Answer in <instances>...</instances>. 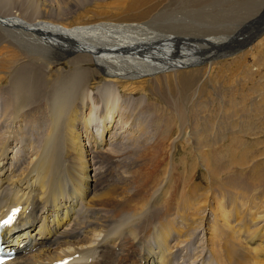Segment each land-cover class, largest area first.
Listing matches in <instances>:
<instances>
[{
	"label": "bare ground",
	"instance_id": "obj_1",
	"mask_svg": "<svg viewBox=\"0 0 264 264\" xmlns=\"http://www.w3.org/2000/svg\"><path fill=\"white\" fill-rule=\"evenodd\" d=\"M47 1L0 0V219L21 207L6 239L20 253L8 264H173L177 248L198 228L207 234L203 244L212 264H264V196L258 191L264 153L257 150L264 130L253 127L264 123L262 81L249 90L260 91L255 103L244 102L250 100L246 85L264 70V51L252 65L234 58L255 42L261 46L264 23L247 41L230 44L222 36L204 38L228 33L233 20L224 11L204 27H158L200 38L185 42L157 33L164 20L142 21V15L73 27L47 23ZM150 1L157 0H132L127 7ZM232 57L209 86L217 62ZM170 74L183 101L197 99L196 127L166 126L160 138L169 149L159 155L142 124L139 136L130 134L139 145L124 153L119 121L144 118L153 85L159 88L158 78L164 84ZM121 91L128 104L121 103ZM175 105V116L190 117L191 108ZM169 116L171 122L170 107ZM228 133L231 145L220 147ZM14 142L28 145V158L11 156ZM177 146L183 151L178 160ZM187 162L202 172L186 174Z\"/></svg>",
	"mask_w": 264,
	"mask_h": 264
},
{
	"label": "rangeland",
	"instance_id": "obj_2",
	"mask_svg": "<svg viewBox=\"0 0 264 264\" xmlns=\"http://www.w3.org/2000/svg\"><path fill=\"white\" fill-rule=\"evenodd\" d=\"M131 1L132 0H48L47 1L48 4H46L42 9L45 11V14L47 15V18L45 20L47 23L56 24L58 22L59 24H62L66 27L83 25L86 23H91L92 21L96 22V21H109V20H113V21L137 20L138 18H140L139 16L141 15L143 17V18L141 17L142 21L144 19L148 20L151 18H155L161 21L164 20L162 22H159V26L157 27L155 26L157 28V33L164 34L165 36H168V37H176L179 40L181 39L182 41H185V42L191 39L198 41V39L200 38L199 37L193 38V37L182 35V34L180 35L165 34L163 32H168V31H164L163 29H160V28L166 27V26H172V27L180 29L182 27H186L184 25H187L189 29L190 27H196L198 25H201L202 27H204V26L209 25L208 22L215 23L216 21H220L221 16L219 15V12L224 11L227 17L233 20V22L229 24L228 33H219V32L210 33V34L205 35L204 38L210 39V38H216V37L222 36L224 37V42L230 44V43H234L237 38H239L240 41H247L249 37L251 36L252 31L255 29L258 30L260 26L264 23V0H169V1L168 0H157V1H150L149 3L144 4L139 9L132 10V11L129 10L127 7ZM224 1H226L227 3L226 4L223 3ZM174 18L177 19L179 23L171 21V20L165 21V20L174 19ZM263 37L260 38V40H262L260 43L261 46L255 47L256 42L253 43L252 44L253 46L249 48V50L243 53H240L238 56L237 55L234 56V58L239 57L238 59H236V61L240 59L242 63L247 62L248 65H252L253 60H254L253 58L256 57L255 55L259 54L258 51L259 50L264 51V41H263L264 38ZM200 51H202V53L200 54L201 57L203 56V58H205L206 57L205 51L204 52L203 50H200ZM185 52H189V51L186 50ZM234 58L232 57V59L231 58L227 59V61H221L219 63L217 62V65H215L214 71L212 73L209 86L212 84L213 77L218 72H221V69H223L222 66H228L229 64L233 62L232 60ZM254 69L256 70L257 67H254ZM189 71H192V70H187L184 72H189ZM224 73L230 74V72H224ZM170 75L168 76L169 79H167L166 81L164 80L165 81L164 84H163L162 77L158 78V81L161 82L159 88L156 87L155 84L153 85L155 90L153 94L152 92L150 93L151 97L149 98V102L151 105L147 109V111L144 113V115L146 116V117L144 116L145 119L143 118V115L140 114L138 116V119L136 120L137 122H133L129 120L131 123L130 124L129 121L126 122L127 120L119 121L120 123H122L121 125L120 123H118L120 127L119 132L121 133V138H119L117 142L119 143L121 142V140L124 139L121 142L122 145L120 147V149L124 151V153L125 152L129 153L130 151H132V147L139 145L138 142L135 143L136 142L134 141L135 138L132 139V137L134 135H137V136L140 135V133H138L139 131L136 132V130L139 129V127L142 124L146 123L145 125L147 126V132H149V135H151L150 140L155 144L157 148V153L159 155H164L166 153V150L169 149L168 145L165 144L160 138L161 133L164 131L166 126H170L172 130H175L178 127H183V126L192 127V128L196 127L197 113H196V109L194 108V105L197 99L195 100L194 97L191 96L189 99L183 101V96H182L183 90L180 87L179 88L174 87L176 86V81L175 79H172V75L171 76ZM262 77H264V70L260 75L256 76V80H254L253 85L252 83L246 85L247 87L245 89L246 90L245 93L249 96L248 98H250V100L248 99L247 101H244V102L248 107H250L252 103H255L252 101H256L258 95L260 94V91L258 93V91L256 90L255 92L257 93L253 92V95H252V93L249 92V90L252 89L253 86H256L257 83H259L260 81L263 82L262 85L264 86V78ZM157 90L162 91L159 96H156ZM103 92L105 94V92H109V91L104 90ZM133 96L135 99L140 97V95H133ZM120 97L123 100L121 102L123 105L129 103V101L126 100V98L128 97L127 92L121 91ZM134 98L132 99L134 100ZM164 99H167L168 101H165ZM124 100L126 102H124ZM177 101L180 102L181 108H182V104L185 105L186 109L191 108L192 112L189 118H187L186 115H183L181 117L174 115V114H177L176 105H175ZM249 101L252 103H250ZM169 107H170V112L173 115L171 122H170V116H169ZM14 126L15 124L12 125L11 123H9V127L11 130H13L12 128L16 130V127ZM258 126L263 128L262 130H264V123H262L260 120L258 124L254 123L253 125V127H258ZM132 130L134 132V135L131 134ZM189 133L195 134L196 130L194 129L192 131H189ZM130 134L132 137H130ZM128 136L130 139L128 138ZM231 136H232L231 134L229 133L227 134V140H226L227 144L223 143L220 145L221 141L219 140L218 147L219 145L220 147L224 145H231V140L229 139L231 138ZM246 138H247L246 141L248 143L250 144L255 143L254 139L250 137H246ZM261 138L263 141H261V144L257 145V150L264 153L263 152L264 151V135L263 134L261 135ZM125 140L127 141L125 142ZM130 140L134 142H131ZM193 140H195V137H193ZM13 144L14 146L16 145V147L13 149V155L11 154V156H14V153H15V157H20L22 159L28 158L29 154L27 152H28V149L30 148L28 147V145L25 144V142H21V144L14 142ZM178 145H181V144H178ZM193 148L194 147L191 145L190 148L188 149V151H191V153L189 154H193L192 153ZM182 152H183L182 148H180V146H177V150L175 154L177 160L179 159L178 157L183 155ZM122 160L124 159L122 158ZM67 164L69 165V163ZM194 164L196 163H192V162L186 163V174L191 175L194 173L197 174L198 172H202V170L200 169L201 168L200 163H199L200 168L198 167L195 171L192 167L194 166ZM97 167H99V163ZM177 173L181 174V172L179 171ZM198 176L199 177L195 182L201 183L202 180L200 179V177L201 178L203 177L202 173H199ZM197 186L198 188L202 189V187L206 186V182L203 181L202 185H197ZM258 191H259L260 196L263 197L264 187L259 188ZM202 230L203 228H198V230L194 232L193 235L190 237V239L187 241V243L190 241L188 244L190 245L191 248L189 247V245H187V243L186 244L184 243V245L182 243L180 247L177 248V250L175 251V254L173 255V259H174L173 264H176V263L182 264L183 262H185V260L188 261L186 262V264H191L193 261L194 262L192 264H206V262L207 264H212L213 260L211 258V255L207 256V253L209 254L208 246H206L207 244H203L204 240L206 243L205 238H207V234L205 232V229L203 230L204 232ZM204 233H205V236L203 237ZM193 244H195L197 248ZM184 249L187 250V252ZM191 251L194 252V255ZM196 252H199L200 254L199 253L197 254ZM206 256L208 258L210 257L209 259L211 260L210 261L207 260L208 258H206ZM199 257L202 261L198 259ZM181 261L182 263H180ZM213 264H216V262L214 261Z\"/></svg>",
	"mask_w": 264,
	"mask_h": 264
}]
</instances>
